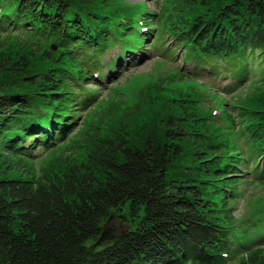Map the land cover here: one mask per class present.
I'll list each match as a JSON object with an SVG mask.
<instances>
[{
  "label": "trees",
  "instance_id": "obj_1",
  "mask_svg": "<svg viewBox=\"0 0 264 264\" xmlns=\"http://www.w3.org/2000/svg\"><path fill=\"white\" fill-rule=\"evenodd\" d=\"M136 8L0 0V264H264L263 230L247 233L262 217L237 230L215 201L228 198L216 184L236 186L238 167L264 160V0H162L154 16L187 57L199 50L234 65L257 53L262 74L238 112L248 161L239 150L220 153L189 90L158 84L184 76L173 73L149 82L138 99L110 89L81 128L55 131L45 163L31 167L25 131L35 121L73 120L90 103V95L76 97L112 46L111 26L124 29ZM111 214L128 232L94 245Z\"/></svg>",
  "mask_w": 264,
  "mask_h": 264
},
{
  "label": "rangeland",
  "instance_id": "obj_2",
  "mask_svg": "<svg viewBox=\"0 0 264 264\" xmlns=\"http://www.w3.org/2000/svg\"><path fill=\"white\" fill-rule=\"evenodd\" d=\"M142 1V0H141ZM161 1L162 0H148L149 4L147 5L149 6V8L154 11L156 9L155 12H158L161 8ZM119 4H123L124 6H126L127 8L132 9L133 11H136L138 8L137 5H140L137 0H118ZM144 2V1H143ZM113 29V35L111 36V38H109V43L113 46H117L118 48L122 49L124 46H132L134 44L133 35H122L119 34L118 32L122 30L121 25H112L111 26ZM2 34H4L6 32V30H0ZM157 33V38L155 42L151 41V44L154 46L155 48V53L162 55L163 57V62L162 64L166 65L167 69L170 68H174V65L178 67V69H183V70H190L191 69V65L187 66L185 62H183V58H184V54H182V52L179 51V48L177 47V45L175 44L174 40L166 33L164 32V36L163 33ZM1 36V35H0ZM131 39V40H129ZM163 43V45H162ZM165 48H168V51H165ZM178 52L175 53V52ZM118 54V53H116ZM171 62V66L169 64H166V62ZM152 63L156 64V65H160L161 63H158L155 61L154 56H148L146 60H135L134 63H132V65H129L127 67H125L118 75V80L116 81L117 85H119L120 87H123V85L125 84V86L122 88V90L124 92H130L132 95L134 92H137L139 90H142V87L145 86L146 84L143 83L141 85L137 84L136 81L134 83V79L131 77L132 74L135 73H147L149 74V70L152 67ZM247 69L248 73L244 74V71ZM173 71V70H172ZM172 71H170V73H173ZM261 63L258 59L257 53L256 52H252V55L248 56V60H247V66L242 67L241 68V73H237L234 72L231 74V76L229 78L226 79H214L211 76L208 75H204V73H202L201 71H196L192 74V79H194L196 81V83H204L207 84V82H211L212 84H214L216 86V88L218 89V91H224L225 95L222 94V97L224 98V104L222 101V105L221 100L219 98H217V103H212V105L210 106L209 109H217V110H226L228 112L231 113L230 118H231V122H232V127L230 129V135H232V139H233V143L234 146L232 147H220L219 151L220 153H228L230 150L233 151V149H238L241 153H242V158L244 161H246L248 159L247 156V144L243 141L242 138L239 137V128L242 124V121H240V117H239V107L242 105V102L240 103V100H242L246 94L248 93V91L250 89L253 88V85L255 84V80L256 78H258L259 76H261ZM239 76H235L238 75ZM244 74V75H242ZM134 77V76H133ZM243 78H246V82L244 83V85L242 86V88H240L239 90H237L234 93H231L230 91H227L225 89L229 88L230 86H236L237 83L239 81H241ZM130 80V85L132 83L131 87H128L129 83H124L125 80ZM154 79V78H153ZM254 82V83H253ZM178 84H180L179 82H177ZM176 82H172V84H170L171 88L174 87L175 89H182L183 91H185L186 89H190V85L188 83V85H184V86H179L177 85ZM234 87H231V89H233ZM92 88L96 89L95 86H93ZM110 88H100L97 90V96L94 98V101H97L94 104L93 99H90L89 102L90 104L88 105H84L82 106L81 111H78L80 114V117L77 120V124L74 127V132L77 131L79 128L82 127L83 124H86L87 119H89L91 117V112L97 108L98 106L102 105L104 100L106 101V99L108 98V94L110 92ZM250 93V92H249ZM230 99V100H229ZM203 104L207 107L208 102L207 101H203ZM95 105V106H94ZM103 109V107H101ZM105 109H107L105 107ZM102 112V111H101ZM218 113V111L216 112V114ZM225 115V114H224ZM229 117V116H228ZM94 118V116H93ZM213 120H217L216 118H213ZM110 120L107 122L109 123ZM214 126V125H213ZM218 128L212 127L213 132H214V136L216 138H220L221 134H222V129L220 126H216ZM217 141V139H216ZM245 145H244V144ZM48 153H46L47 155ZM42 155H45V153H43ZM45 155V156H46ZM43 156V158L45 157ZM42 158V157H41ZM40 161L36 160V155L33 153L28 155V159L33 160V164L31 165V167L33 169H38L40 167L41 164L45 163V158ZM264 161L263 160H258L256 162L253 161H249L248 163H245V165L240 167V178L237 180V185L235 188V193L233 196H229L230 198H227L226 202H225V206H227V208H230L228 215L230 216L233 224L235 227L238 226V228H235L237 230L243 231L244 227L246 226L247 223L243 222L244 219L248 220L251 218L252 221L255 215L261 216L262 217V221L261 220H257V222L253 225H250L247 227V233L250 234H254L255 236L260 234L261 230H263V232L261 234H264ZM248 176H252L254 178L253 181L248 180ZM233 197V198H232ZM218 208H221L222 210L225 207H221V204L218 202ZM124 213H127V208L124 207ZM257 216V217H258ZM248 221V222H249ZM243 222V223H242ZM242 224V225H241ZM241 226V227H239ZM249 237V236H248Z\"/></svg>",
  "mask_w": 264,
  "mask_h": 264
},
{
  "label": "water",
  "instance_id": "obj_3",
  "mask_svg": "<svg viewBox=\"0 0 264 264\" xmlns=\"http://www.w3.org/2000/svg\"><path fill=\"white\" fill-rule=\"evenodd\" d=\"M128 229L129 226L122 222L116 214H111L103 223L94 245L108 244L124 236L128 232Z\"/></svg>",
  "mask_w": 264,
  "mask_h": 264
}]
</instances>
